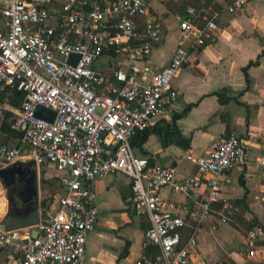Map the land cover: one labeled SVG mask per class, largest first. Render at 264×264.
<instances>
[{
    "label": "built area",
    "instance_id": "obj_1",
    "mask_svg": "<svg viewBox=\"0 0 264 264\" xmlns=\"http://www.w3.org/2000/svg\"><path fill=\"white\" fill-rule=\"evenodd\" d=\"M255 0H232L226 10H245ZM264 1V0H263ZM0 6V121L16 94L23 97L19 111L9 119L21 135L20 146L0 143V167H12L30 157L36 165L53 166L65 173L62 195L40 204V235L30 230L0 231V248H11L17 264H84L87 240L97 225V195L91 184L114 174L131 181L132 208L150 221L144 247L157 248L154 258L136 264H191L200 225L218 215L219 224L235 214L227 201L217 211L221 178L245 163V142L231 135L211 144L195 162L207 175L208 195L201 198V178L177 180L174 166L150 165L138 157L133 138L149 131L178 101L174 86L178 71L189 63L191 48L203 47L219 30L217 15L199 25L196 11L178 16L183 33L170 63L159 73L141 68L165 35L145 0H64L55 13L54 0H1ZM143 29L138 30V21ZM106 53L126 62L110 74L96 69ZM79 56L76 64L69 62ZM41 110L49 115L40 116ZM31 149L30 155L22 152ZM264 168V153L259 158ZM171 187L191 199L190 213L197 224L182 245L186 218L163 211L161 191ZM263 228L249 230L247 259L254 262Z\"/></svg>",
    "mask_w": 264,
    "mask_h": 264
},
{
    "label": "crops",
    "instance_id": "obj_2",
    "mask_svg": "<svg viewBox=\"0 0 264 264\" xmlns=\"http://www.w3.org/2000/svg\"><path fill=\"white\" fill-rule=\"evenodd\" d=\"M63 1L54 0V13ZM145 1L165 35L164 42L154 46L151 56L140 63L142 69L154 75L173 58L183 36L177 18L186 17L190 7L181 13L184 0ZM231 1L193 0L196 22L202 25L217 15L219 30L203 47L193 49L190 43L185 44L190 50V61L174 79L179 93L177 103L165 116L154 121L143 146L133 147L135 154L147 158L151 166H174L177 180L181 182L200 177L197 165L188 156H204L212 143L231 135L245 142V163L221 178V198L214 206L220 211L222 204L229 201L236 214L230 223L219 224L218 215L213 213L208 222L200 225L195 233L198 245L192 251L191 264H252L246 254L247 234L250 229H264V168L259 164L264 153V1H252L245 10L230 13L226 8ZM141 22L138 21L139 31L143 29ZM125 62V57L117 53H106L95 67L112 73L116 65ZM17 96L6 105L0 121V143L11 147L20 146L14 142L17 139L20 142L21 135L12 129L4 131L2 127L9 126V119L19 111L21 102ZM223 97L230 101L222 104ZM22 152L27 156L31 149L24 147ZM22 161L28 163L26 159ZM3 169L0 167V171ZM38 169L39 181L40 169L43 170L41 182L46 181L45 185L58 179L60 197L66 174L53 166ZM200 178L199 192L205 199L209 177ZM91 187L97 195L99 219L88 236L84 264H136L144 257L157 256V248L144 247L151 225L146 216L138 215L132 208L130 179L114 174L95 180ZM7 192L0 178V204L8 200ZM161 196L163 211L186 218L183 234L190 229L194 233L197 224L190 217L194 202L171 187L162 189ZM47 200H40V204ZM2 218L0 215V222ZM256 251L254 262L264 264V236L258 239ZM0 264H17L11 248H0Z\"/></svg>",
    "mask_w": 264,
    "mask_h": 264
},
{
    "label": "water",
    "instance_id": "obj_3",
    "mask_svg": "<svg viewBox=\"0 0 264 264\" xmlns=\"http://www.w3.org/2000/svg\"><path fill=\"white\" fill-rule=\"evenodd\" d=\"M79 56L72 55L69 62ZM28 163L16 162L12 167L0 171V178L7 189L8 200L0 204V231L30 230L34 238L40 235V181L36 163L26 158Z\"/></svg>",
    "mask_w": 264,
    "mask_h": 264
},
{
    "label": "trees",
    "instance_id": "obj_4",
    "mask_svg": "<svg viewBox=\"0 0 264 264\" xmlns=\"http://www.w3.org/2000/svg\"><path fill=\"white\" fill-rule=\"evenodd\" d=\"M193 6V0H184L183 1V4L181 6V13H184L189 7H192ZM104 74H110V73H107V72H103ZM18 101H22L23 97L21 95L17 96L16 97ZM230 101L229 98H221V103L222 104H227L228 102ZM225 120H228L227 117H224ZM2 129L5 130H8V131H12L11 128L8 126V125H3ZM149 132L148 131H145V132H141V133H138L136 137L133 138L132 140V147H142L143 146V143L146 141L147 139V136H148ZM43 184L46 183V181H43L42 182ZM251 230V229H250ZM193 233V229H190L188 231V233L186 232L185 234H183V237H182V245H184L186 243V241L190 238V236L192 235Z\"/></svg>",
    "mask_w": 264,
    "mask_h": 264
},
{
    "label": "rangeland",
    "instance_id": "obj_5",
    "mask_svg": "<svg viewBox=\"0 0 264 264\" xmlns=\"http://www.w3.org/2000/svg\"><path fill=\"white\" fill-rule=\"evenodd\" d=\"M40 116H47L49 115V111L47 110H41L39 112ZM17 138V137H16ZM20 143L18 141V139L14 142V145L17 146V144ZM40 200L44 201L46 199L50 200L52 199L54 196H57L56 198H58V194H59V190H60V183L58 181L57 178H55V180H52L51 182H49V184L45 185L41 182V180H43V174L41 175V173L43 172V170L40 169ZM42 177V178H41ZM47 200V201H48Z\"/></svg>",
    "mask_w": 264,
    "mask_h": 264
}]
</instances>
